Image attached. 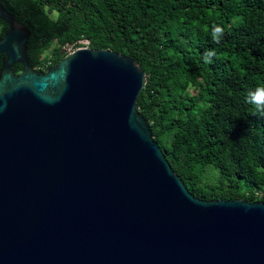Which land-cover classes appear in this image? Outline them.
Segmentation results:
<instances>
[{"label":"water","instance_id":"1","mask_svg":"<svg viewBox=\"0 0 264 264\" xmlns=\"http://www.w3.org/2000/svg\"><path fill=\"white\" fill-rule=\"evenodd\" d=\"M0 20V264H264V202L187 190L135 60L81 47L39 72L30 32Z\"/></svg>","mask_w":264,"mask_h":264},{"label":"trees","instance_id":"2","mask_svg":"<svg viewBox=\"0 0 264 264\" xmlns=\"http://www.w3.org/2000/svg\"><path fill=\"white\" fill-rule=\"evenodd\" d=\"M0 4L30 32L36 71L61 60L66 47L135 60L146 77L139 112L193 196L264 202V112L257 108L264 106V0ZM6 31L0 20V38Z\"/></svg>","mask_w":264,"mask_h":264},{"label":"clouds","instance_id":"3","mask_svg":"<svg viewBox=\"0 0 264 264\" xmlns=\"http://www.w3.org/2000/svg\"><path fill=\"white\" fill-rule=\"evenodd\" d=\"M250 95H251V94H250ZM254 99H255V97H253V99L250 100L249 102H253ZM257 108H258L259 111L264 112V106L257 105Z\"/></svg>","mask_w":264,"mask_h":264},{"label":"built area","instance_id":"4","mask_svg":"<svg viewBox=\"0 0 264 264\" xmlns=\"http://www.w3.org/2000/svg\"><path fill=\"white\" fill-rule=\"evenodd\" d=\"M81 42H83V43H84V45H87V44H88V42H87V41H81ZM72 51H74V50H69V49H66V50H65V54H68V53H70V52H72Z\"/></svg>","mask_w":264,"mask_h":264},{"label":"rangeland","instance_id":"5","mask_svg":"<svg viewBox=\"0 0 264 264\" xmlns=\"http://www.w3.org/2000/svg\"><path fill=\"white\" fill-rule=\"evenodd\" d=\"M79 43H80V44H84L83 42H79ZM66 49L73 50V49L70 48V47H66V48L63 49V51L65 52ZM47 54H48V52H47Z\"/></svg>","mask_w":264,"mask_h":264}]
</instances>
